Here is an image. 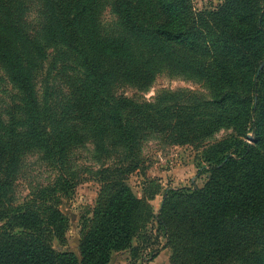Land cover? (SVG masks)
<instances>
[{"label":"trees","instance_id":"16d2710c","mask_svg":"<svg viewBox=\"0 0 264 264\" xmlns=\"http://www.w3.org/2000/svg\"><path fill=\"white\" fill-rule=\"evenodd\" d=\"M36 1L40 3L37 30L27 31L16 18L0 17V68L22 95L20 105L0 116V264H109L112 253L130 248L144 229L131 224L137 200L125 188H119L110 200L96 231L85 236L81 259L70 252H56L45 238L41 206L54 202L53 224L64 221L56 193L67 195L79 182L78 175L70 173L76 151L89 145L100 159L120 153L117 167L102 166L98 173L126 180L140 166L129 161L127 154L139 147L147 130H157L158 123L154 113L148 122L143 105L116 91L133 83L149 86L161 70L175 66L171 57L180 53L187 54L189 61L203 59L202 67H192L197 61L188 62L187 67L196 68L195 73L206 78L216 94H224L225 87L236 88L234 71L258 69V73L264 61V29L252 22L250 0H222L214 12H195L192 0H115L112 10L119 27L111 34L93 26L98 0ZM50 49L59 55L44 81L49 83L54 75L63 81L66 93L58 98V88H49L41 99L35 70ZM70 52L75 57H69ZM260 77L264 79V68ZM256 84L244 92H227L221 102L229 99L228 103L245 105ZM241 93L243 98L238 97ZM231 113L233 126L241 127L243 119H247L244 124L250 122L255 110L243 106ZM154 124L157 128L147 129ZM35 151L43 153V160L59 176L53 190H38L33 200L16 207L20 166ZM223 152L219 149L209 159L214 168L207 189L194 200L189 196L182 204L164 205L158 222L168 232L198 237L203 245L198 260L237 257L249 264H264L263 242L257 249L241 251L234 238L237 231L243 239L249 238L254 224L264 236V157H256L249 146L239 153V160L218 157Z\"/></svg>","mask_w":264,"mask_h":264},{"label":"rangeland","instance_id":"374dc122","mask_svg":"<svg viewBox=\"0 0 264 264\" xmlns=\"http://www.w3.org/2000/svg\"><path fill=\"white\" fill-rule=\"evenodd\" d=\"M114 1L96 2L97 19L93 26L102 33L104 31L111 34L118 30V17L112 10ZM0 2L5 4H0L1 18H16L15 21L27 31L38 29L39 1ZM222 3V0H192L195 12L217 11ZM250 7L252 22L264 29V0H250ZM57 55L59 54L52 49L45 51L40 57V66L35 70L39 74L38 94L41 99L49 88H58L57 96L55 95L58 98L66 93L63 81L54 75L49 83L44 81L47 72L52 70L50 64L52 60L56 62L54 58ZM61 56L62 59L63 55ZM69 57L75 55L70 52ZM171 58L174 59L175 66L161 70L149 86L140 88L133 83L116 91L118 96H125L134 104L143 105L148 122L151 121L153 113L157 117L158 128L155 124L147 127H156L157 130H147L139 147L127 154L129 161L135 160L139 163V169L129 174L126 180L109 179V174L104 177L98 171H103L102 166L117 167L115 163L120 153L114 154L110 159H100L93 147L88 145L85 149L80 148L73 156L75 165L70 166V173L78 175L79 182L67 195L65 192L56 193L61 202L57 209L64 221L53 224V212L56 210V207H52L54 202L41 206L44 209L42 215L45 222V238L56 252H70L81 259V246L85 236L96 231L110 200L119 188H125L130 196L137 200L129 218L131 224L137 229H144L138 239H133L130 248L113 252L109 264H249L237 257L218 261L216 256H212L203 261L198 260L199 247L203 246L199 238L172 229L168 232L159 224L158 218L164 205L170 207L173 204H182L189 196L194 200L192 198L197 193L207 189L214 168V163L209 162V159L216 155L219 149L224 152L222 156L218 154V157L230 155L239 160V153L249 146L258 154L256 157H264V79H258L264 68V61L259 66L258 73V69L249 71L239 68L238 73L234 71L236 88L225 87L224 94H216L206 78L195 73L196 68H192L202 67L200 63L203 59L195 57L193 61H189L187 54L180 53ZM194 61H197L194 66L187 67L188 62ZM256 82L257 89L255 92L251 90V98L249 96L245 105L239 102L228 103L231 101L229 99L221 102L227 92L233 89L244 92V88ZM244 96V93L238 95L240 98ZM20 103L22 95L11 85L0 68L1 118L6 109ZM243 106L254 109L255 113L251 115L248 124H244L247 121L245 118L241 127H235L230 120L231 111H240ZM218 119L219 122L213 123ZM167 124L177 126L168 128ZM23 160L15 189V200L18 203L16 207L33 200L32 195L38 190H53L54 181L59 176L58 172L43 160V153L40 151L29 154ZM188 202L189 200L186 203ZM249 229V238L243 239L242 234L238 231L235 233V246L238 250L257 249L261 242L264 243L260 226L254 224ZM18 232L19 230H16V233Z\"/></svg>","mask_w":264,"mask_h":264}]
</instances>
